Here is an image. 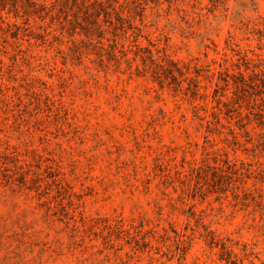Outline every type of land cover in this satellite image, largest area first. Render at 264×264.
I'll list each match as a JSON object with an SVG mask.
<instances>
[{
  "label": "rangeland",
  "instance_id": "obj_1",
  "mask_svg": "<svg viewBox=\"0 0 264 264\" xmlns=\"http://www.w3.org/2000/svg\"><path fill=\"white\" fill-rule=\"evenodd\" d=\"M31 1L0 0V264H264V0Z\"/></svg>",
  "mask_w": 264,
  "mask_h": 264
},
{
  "label": "trees",
  "instance_id": "obj_2",
  "mask_svg": "<svg viewBox=\"0 0 264 264\" xmlns=\"http://www.w3.org/2000/svg\"><path fill=\"white\" fill-rule=\"evenodd\" d=\"M1 1H2V4H6L8 2V0H1ZM27 2L36 4V2H32L31 0H27ZM106 2L108 3V6H104L103 0H100V1L94 0L93 2H91L90 0H55V6L57 7L61 6V8L64 10V13H67V11H71L74 8H77L78 12L82 13L85 16H90V13L88 12V9H87L88 6L98 5L101 8V12L107 16L109 15V12L107 9L112 7V9L114 10L112 2H115V3H118V2L117 0H106ZM137 7H139L141 10L143 9L141 3H138ZM17 9H18L17 5L14 6V10L17 11ZM59 11L62 12V10H59ZM118 19L121 22L124 20L123 18H121V16H118ZM262 76H264V73L262 74ZM261 81H264V80H261Z\"/></svg>",
  "mask_w": 264,
  "mask_h": 264
}]
</instances>
